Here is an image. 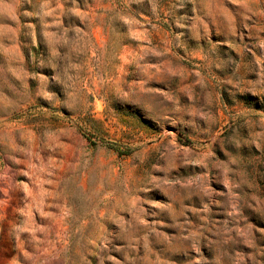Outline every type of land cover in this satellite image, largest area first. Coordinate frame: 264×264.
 <instances>
[{
  "label": "rangeland",
  "instance_id": "1",
  "mask_svg": "<svg viewBox=\"0 0 264 264\" xmlns=\"http://www.w3.org/2000/svg\"><path fill=\"white\" fill-rule=\"evenodd\" d=\"M0 264H264V0H0Z\"/></svg>",
  "mask_w": 264,
  "mask_h": 264
}]
</instances>
